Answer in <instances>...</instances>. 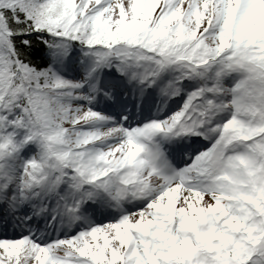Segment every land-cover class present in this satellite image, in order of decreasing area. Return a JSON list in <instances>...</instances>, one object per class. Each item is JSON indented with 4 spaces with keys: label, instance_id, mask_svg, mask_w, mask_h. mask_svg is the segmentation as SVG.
Listing matches in <instances>:
<instances>
[{
    "label": "rangeland",
    "instance_id": "obj_1",
    "mask_svg": "<svg viewBox=\"0 0 264 264\" xmlns=\"http://www.w3.org/2000/svg\"><path fill=\"white\" fill-rule=\"evenodd\" d=\"M164 1L165 8L160 11L158 22H160L161 19L167 25L168 23L175 22L176 26H178V24L181 25L184 32L188 35L200 33L202 28L207 27V33H209L208 39L213 42L212 46H214V50L217 47L216 52H220V50L224 48L223 45L220 46L222 48H220L219 45L225 42V39L222 37V35H225V30L216 32V30L212 29L215 22L209 23L208 19L211 14L216 19V14H220L221 11H224V7L229 4L228 0ZM242 1L246 3L256 1L258 5L261 4L259 0H239V3ZM78 2L81 4L80 6L77 5ZM76 5L78 8L72 10L71 13L68 12L69 14L67 13V16L70 17L77 11L80 12V10H82L79 17H86L88 23L93 21L97 22L93 23L91 26H94L97 31L101 33H104L105 30H102V26L99 25V22L104 23V19H107L109 23L115 21L116 26L122 25L121 23L125 21L131 23V25H135L137 21L138 23L140 22L142 26H145L149 18L159 13L158 9L161 6L159 0H77ZM259 8L261 7L252 10L251 8H247V10H242L243 12L241 13L236 10L238 9L237 7L235 11H233L231 19L234 20V27L236 26L235 36L238 33V29H240L244 33V41L253 34H256L257 39L254 38L256 42H261L260 44H263L261 49L259 46L255 45L253 48H248L247 51L249 53L248 56L250 55L251 58H260L257 59L258 66L262 68L264 73V9L262 12L259 11ZM66 11H68L67 8L61 9L58 14H64ZM57 20L58 18H56V20L54 18L49 19L50 22ZM74 31H76V29ZM223 52L229 55L232 54L229 50ZM235 52L236 51H234V54ZM234 60L237 61L239 58L234 57ZM251 63L255 62L253 61ZM255 82L257 83L255 86L256 92H258L259 95L257 98L264 101V78L262 79L257 75ZM81 83L82 82H76L73 84L69 88L70 92L68 95L62 98L61 109L59 111V122L63 126H68L66 138L69 142L77 146L79 144L94 145V148L86 150L88 153L92 152L93 156L102 155L107 158L111 155H115L120 163H126L128 156L131 155L134 142L126 141L127 144H123L122 142L113 143L111 142L112 140L120 137L114 132L84 129V125L89 123V119H87L88 116H85L89 108L84 106L82 109H78V107L75 106L78 102L80 104L86 101L88 102L92 94H89V90L82 87ZM96 84L97 82L93 84V87H95ZM82 90L86 92H82ZM246 93L250 100L249 104H247L251 109H259L260 103H256L251 93ZM81 99H83V101H79ZM3 135H6V133H3L2 136ZM14 137L15 136L8 137L7 139H14ZM105 138L107 139L104 140ZM99 142L107 143L109 148L104 151L102 149L99 150L98 154L96 150L99 148L96 147V144ZM262 145H264V143ZM138 153L141 155L140 150ZM261 156L259 161L257 159V169H255L256 166H253V174L255 177H252L255 178L253 182L259 188H261L264 183V174L261 173L263 171L262 169H264V156ZM86 166L87 168L93 166L96 170L100 171L104 170L102 163H98L97 165L92 163V165L87 164ZM245 175L246 170L245 167H243L240 176L244 177ZM244 178L245 179L240 180L246 182L248 179L247 176ZM233 193L237 195L236 200L238 208L235 212L228 211L227 207H225L226 204L224 205L223 203L219 204L217 208L204 204L201 207L202 211H200L198 215L197 212L193 211H188L187 217H180L181 215L178 214L179 220L177 224L179 230L187 234V236H181L178 243L174 240L173 231L175 228L167 225V218L165 215L161 217L164 219L163 223L165 225L160 224L158 219L149 221L150 219L143 220L140 217L138 221H134L133 218L126 217L122 221L103 225V228L92 231L91 236L85 237L86 240H73L72 243L63 244L60 248L55 247L56 251L51 249L53 253H51L50 256H43L40 260H37L36 263L34 262L36 251L44 246L41 241H18L16 243L0 246V264H72L73 262V264H88L84 262L81 263L83 254L89 256L87 248L93 250L92 258L97 260L100 264H117L120 257L123 258V264H178L180 255L183 257L185 256L184 259L186 264H264V259L260 260L257 256L249 261L252 247L249 240L245 239L246 236L241 234L242 229L247 232V238H250L252 241L258 239L257 236L262 226L261 217L264 218V207L259 206V209H261L260 214L252 207H248V202L253 200L249 189L238 192L233 188ZM260 193V196L264 200V190L261 189ZM43 194L44 192L39 195V198H42ZM232 213L233 215H231ZM193 214H196V217H193ZM135 222L143 227H145V224H150L152 228L146 231L140 230L139 227L136 228L137 233H135L134 236L139 237V239H137L136 246L134 247L135 249L137 247V249L135 253H133L134 248L130 247V239L132 237L131 228L134 227L133 225ZM194 222L201 224L198 231H192L194 232L193 234L196 235L195 237L191 236V233H189V231L191 232V230H189V225H195ZM231 225L233 227L228 230V227ZM234 229H236V231H234ZM216 232H219V234ZM232 233H237L239 235L238 237L242 242L241 246L234 244L232 240H235V238H233ZM143 234H145V237ZM103 235L109 240L111 245L110 248L118 249L115 255H112L108 250L99 248L98 243ZM259 251L264 252L263 250Z\"/></svg>",
    "mask_w": 264,
    "mask_h": 264
},
{
    "label": "trees",
    "instance_id": "obj_2",
    "mask_svg": "<svg viewBox=\"0 0 264 264\" xmlns=\"http://www.w3.org/2000/svg\"><path fill=\"white\" fill-rule=\"evenodd\" d=\"M7 4H3V0H0V15L11 21V25L17 29L19 32L16 37L13 39L15 43L16 50L19 55H24L31 57L33 53L37 51L40 47V43L37 41L36 37H40L41 32L36 31V27H46L49 28L51 25L54 28H57L53 23L54 21H49L50 18L60 16L65 19L69 12L66 11L64 14L59 15L58 12L63 8V1L56 0H7ZM11 13H16L17 17L25 14L28 19L23 21L24 18L21 17V21L18 20L14 15L9 16ZM50 26V27H51ZM30 34V36H24L23 34ZM36 36V37H35ZM43 43L41 42V45Z\"/></svg>",
    "mask_w": 264,
    "mask_h": 264
},
{
    "label": "bare ground",
    "instance_id": "obj_3",
    "mask_svg": "<svg viewBox=\"0 0 264 264\" xmlns=\"http://www.w3.org/2000/svg\"><path fill=\"white\" fill-rule=\"evenodd\" d=\"M237 0H229V2L232 4H234ZM264 3L262 5V10ZM228 12V9H226V11L224 12V14L226 15ZM96 116V114H95ZM125 119V117H123V120ZM189 173V172H188ZM188 177V175L186 176L185 174H183V178ZM150 182H152L153 186L158 185V180H159V176L156 175H151L149 178ZM187 180V179H185ZM189 183V182H187ZM153 195L156 196L157 202L159 204V206H164L166 208L167 207H175L176 209L178 208H186L188 205L191 206H201L204 202H207V204L209 203L211 206H217V202L214 201V195L208 199L209 194L206 195L205 193H195L194 191H190L188 188L181 189L178 185L176 184H172L168 187L167 191H162L161 188L158 189V191H155V187L153 188L152 191ZM21 195H24V193H21ZM190 197V198H189ZM145 209H148V207H145ZM148 210L145 211L146 215H147ZM144 213V214H145ZM137 217V216H136ZM18 224V223H17ZM134 244L131 242L130 243V247H132ZM98 246L100 249L102 250H108L109 252H111L112 255H115L116 251L118 249H114V248H110V242L104 238H101V240L98 243ZM51 246H49L48 248H50ZM124 250V249H123ZM47 256V251L45 248H40L36 251L35 254V259L34 262L36 263L37 260H40L42 257Z\"/></svg>",
    "mask_w": 264,
    "mask_h": 264
}]
</instances>
